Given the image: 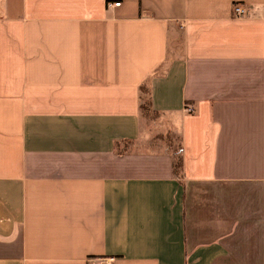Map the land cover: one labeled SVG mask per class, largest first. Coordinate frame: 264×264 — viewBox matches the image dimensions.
<instances>
[{"label":"crops","instance_id":"1","mask_svg":"<svg viewBox=\"0 0 264 264\" xmlns=\"http://www.w3.org/2000/svg\"><path fill=\"white\" fill-rule=\"evenodd\" d=\"M0 264H264V0H0Z\"/></svg>","mask_w":264,"mask_h":264},{"label":"rangeland","instance_id":"2","mask_svg":"<svg viewBox=\"0 0 264 264\" xmlns=\"http://www.w3.org/2000/svg\"><path fill=\"white\" fill-rule=\"evenodd\" d=\"M148 88L145 86L142 88V110H141V117H142V130L141 132L144 135H150L155 136L158 135L161 139H164V135L162 134V131L165 129V127L170 126V124H165L164 120H162L160 117L153 115L150 113L149 107L147 106L148 100H147V93ZM169 142V146L171 147V151L176 154V158L174 161L179 158V149H178V139L176 134H169L167 135ZM175 175H178L175 174Z\"/></svg>","mask_w":264,"mask_h":264},{"label":"built area","instance_id":"3","mask_svg":"<svg viewBox=\"0 0 264 264\" xmlns=\"http://www.w3.org/2000/svg\"><path fill=\"white\" fill-rule=\"evenodd\" d=\"M120 5V3H114L113 6L118 7ZM233 13L236 17H244L248 15V10L247 8H245L243 5L240 4H234L233 5ZM186 111L188 113H194L195 110L194 108L188 107L186 108Z\"/></svg>","mask_w":264,"mask_h":264},{"label":"trees","instance_id":"4","mask_svg":"<svg viewBox=\"0 0 264 264\" xmlns=\"http://www.w3.org/2000/svg\"><path fill=\"white\" fill-rule=\"evenodd\" d=\"M143 105V104H142ZM147 106H149V103H147ZM173 170H174V173L178 175L176 176H180L181 174V170H182V163H181V158H177L174 162H173Z\"/></svg>","mask_w":264,"mask_h":264}]
</instances>
